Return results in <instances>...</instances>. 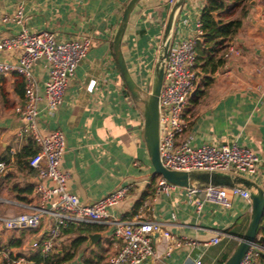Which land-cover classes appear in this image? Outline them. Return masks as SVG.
Wrapping results in <instances>:
<instances>
[{"label": "crops", "instance_id": "crops-1", "mask_svg": "<svg viewBox=\"0 0 264 264\" xmlns=\"http://www.w3.org/2000/svg\"><path fill=\"white\" fill-rule=\"evenodd\" d=\"M129 1L0 0V41L15 36L24 26L32 31H51L60 40L91 37L93 45L65 89L63 102L54 112L49 111L45 99L39 103L41 130L50 133L60 128L66 135L61 167L71 173L69 190L83 202L92 203L120 185L132 184L127 196L111 211L163 221L183 241L166 255L167 239L157 231L154 236L161 258L149 257L141 264H224V257L231 255L249 225L252 201L236 194L231 208L205 202L198 209L184 189L169 194L157 191L160 176L155 174L145 139L144 100L151 90L167 22L177 0H140L130 16L121 50L138 95L132 93L122 76L113 43ZM206 2L186 0L178 8L170 33L172 45L198 37ZM20 7L22 24L12 20ZM230 44L240 54L231 55L227 66L212 74L208 85L192 93L186 108V134L196 145L237 140L251 147L261 157L257 173L232 175L245 187L248 185L239 176L264 185V0H252ZM19 56L20 50H0L3 62H16ZM33 71L44 92L49 78L47 62L39 60ZM24 93L21 74L0 75V160H11L7 171L0 174V214L5 215L22 211L26 204L39 199L36 171L19 169L16 161L29 136L22 133V116L16 110L24 101ZM12 148L18 150L13 158ZM43 182L54 185L52 179ZM52 222L46 215L34 228L0 225V242L15 255L25 256L28 261L23 264H37L29 255L41 247L33 243L48 237ZM89 225L92 227L86 231L74 226L63 229L52 253L75 254L62 264H105L107 256L120 248L121 239L112 225ZM90 232L100 236L91 240ZM217 234L219 241L212 242ZM80 235L86 236L81 244L76 240Z\"/></svg>", "mask_w": 264, "mask_h": 264}, {"label": "built area", "instance_id": "built-area-1", "mask_svg": "<svg viewBox=\"0 0 264 264\" xmlns=\"http://www.w3.org/2000/svg\"><path fill=\"white\" fill-rule=\"evenodd\" d=\"M23 15V9L20 7L12 20L22 24ZM200 26L199 22L197 38L185 40L177 45L171 43L163 58L165 76L159 101L161 161L164 166L177 170H206L234 175L257 173L261 157L251 147L237 140L196 145L192 143V136L186 134L189 123L187 104L201 81L195 49L202 34ZM92 45L91 37L60 40L51 31H32L26 26L15 36L0 41V50H20L18 61H0V75L17 72L25 80L24 101L17 105L16 110L22 116V133L31 135L38 145L37 152L30 158V165L36 171L35 191L39 197L37 203L26 204V209L22 211L12 215L0 214V225L8 229L34 228L40 225L44 216L49 215L53 222L48 237L42 242L33 243L34 246L41 247L45 255H49L54 250L57 238L70 223L109 224L113 226L115 235L121 239V245L117 251L107 256L105 264H141L149 257L161 258L154 236L157 231L167 239L166 255H170L175 247L183 242L182 239L176 237L163 221L118 215L111 211V207L127 196L132 187L130 183L120 185L92 203L83 202L77 193L68 188L70 171L61 167V160L67 149L64 131L56 128L50 133H44L38 120L39 103L42 99L46 100L50 112H54L63 102L65 89L75 77L77 67L86 58ZM239 54L240 50L230 44L224 56L227 60L231 55ZM39 60H45L49 68L44 92L40 91L38 79L33 71L35 63ZM224 66H227V61ZM17 153V149H11L12 158ZM10 164L11 160L1 159L0 174L7 171ZM44 179H52L54 185L47 186L43 182ZM182 188L187 189L191 199L194 198L198 209L205 202L231 208L236 194L252 201L251 189L240 184H195L185 187L170 182L163 176L157 181V191L169 194L172 190ZM203 189L205 197L200 198L197 191ZM219 239L220 234H217L211 241L218 242ZM263 253L264 243L258 238L251 244L239 264H264ZM27 261L25 256L15 255L8 245L0 242V263L23 264Z\"/></svg>", "mask_w": 264, "mask_h": 264}, {"label": "water", "instance_id": "water-1", "mask_svg": "<svg viewBox=\"0 0 264 264\" xmlns=\"http://www.w3.org/2000/svg\"><path fill=\"white\" fill-rule=\"evenodd\" d=\"M139 1L140 0H130L129 3L126 5L121 23L113 40L114 51L117 56L119 69L128 88H130L134 95H138V87L129 71L127 63L123 56V52L121 50V43L127 25L129 23L130 16ZM185 1L186 0H177L171 11L170 17L167 22L166 31L164 34L161 53L154 71L152 89L147 94V97L144 100L145 139L147 142V146L156 175L163 176L168 181L185 187H190L195 184L198 186H207L209 184L236 186L239 185V182L238 180H234V174L232 175L230 173L224 172H210L206 170L187 171L170 169L164 166L161 161L159 150V101L165 76L163 58L166 56L167 50L169 49V46L171 44L170 33L175 20V13ZM196 90L197 88L193 91V93ZM239 178L242 179V181H245V183L248 185V188L251 189V218L249 225L245 233L241 237L238 245L224 264H239L241 259L251 247V244L254 241H256L258 238L260 240H264V234L259 233V225L264 217V185H260L246 176H239ZM197 195L200 198H204L205 190L203 189L197 191ZM88 235L91 240H95L96 237L100 236L98 232H90L88 233Z\"/></svg>", "mask_w": 264, "mask_h": 264}, {"label": "trees", "instance_id": "trees-1", "mask_svg": "<svg viewBox=\"0 0 264 264\" xmlns=\"http://www.w3.org/2000/svg\"><path fill=\"white\" fill-rule=\"evenodd\" d=\"M251 2L252 0H207L200 16L202 34L195 45L197 67L200 69L201 75L197 90H200L199 88H202L203 85H208L212 81V74L224 66L226 62L225 51L241 28ZM37 150L38 145L35 139L29 135L27 143L16 156L18 168L35 171L33 166L30 165V158ZM147 192L144 196L148 194ZM141 203L142 200L138 201L137 207ZM127 216L131 215L127 214ZM73 226L81 231H86L92 227L86 223H70L64 229L69 230ZM259 233H264V217L259 225ZM85 239V235H80L76 240L77 243L81 244ZM21 241L22 239L17 244H20ZM262 242L264 243V240ZM74 254L72 251H67L64 254L51 253L45 255L42 249L39 248L29 257L37 264H62V262L70 260ZM228 257L229 255H226L222 262H225ZM262 258L264 260V253Z\"/></svg>", "mask_w": 264, "mask_h": 264}, {"label": "rangeland", "instance_id": "rangeland-1", "mask_svg": "<svg viewBox=\"0 0 264 264\" xmlns=\"http://www.w3.org/2000/svg\"><path fill=\"white\" fill-rule=\"evenodd\" d=\"M151 89H152V86H151ZM151 91V90H150ZM189 104V103H188ZM188 104H187V106H188ZM182 189H184V191L186 192V194H187V189L186 188H182ZM262 234H264V233H262Z\"/></svg>", "mask_w": 264, "mask_h": 264}]
</instances>
